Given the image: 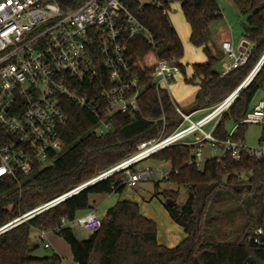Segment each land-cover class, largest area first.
<instances>
[{"label": "trees", "instance_id": "16d2710c", "mask_svg": "<svg viewBox=\"0 0 264 264\" xmlns=\"http://www.w3.org/2000/svg\"><path fill=\"white\" fill-rule=\"evenodd\" d=\"M175 1L189 26L190 44L200 48L206 58L192 63V74L184 81L198 90L191 105L180 110L185 114L197 109L210 111L247 78L264 54V0H231L246 16L242 36L253 46L245 64L223 76L214 68L223 51L213 50L208 44L209 24L222 18L216 1ZM138 18L153 37V45L143 36L135 37L126 52L145 85L138 99L139 109L109 115L97 81H72L75 92L87 94L90 106L63 99L67 118L59 128L63 151L46 166L35 164L28 175L18 173L16 179H0V226L120 163L136 151L139 143L157 137L162 129L168 135L181 122L167 91H156L151 84V73L160 59L176 61L184 73L185 65L180 62L184 56L182 41L168 14L155 4L144 6ZM259 89H264V62L220 116L212 132L215 137L225 139L233 128L231 139L244 142L248 124L242 120ZM100 117H107L111 124L104 133L93 131ZM228 121L235 123L230 129L225 126ZM262 126L260 144H264ZM192 148L174 144L150 156L168 162L170 171L162 180L177 189L184 187L186 192L181 206L176 203L179 190L155 192V196L162 194L175 202L173 206L163 202V206L186 235L176 246L158 244L156 223L140 213L137 203L128 200H119L108 208L100 217V228L86 239L74 235L70 223L92 209L91 195L123 192L126 175L120 170L1 233L0 264L63 263L56 253L33 255L36 246L29 245L31 229L58 235L77 264H264V156L256 158L243 152L235 160L226 155L220 160L207 159L198 168L189 162ZM128 169L135 171L133 165ZM154 189H158V182ZM257 229L262 230L259 244L253 242Z\"/></svg>", "mask_w": 264, "mask_h": 264}, {"label": "built area", "instance_id": "2783aa9c", "mask_svg": "<svg viewBox=\"0 0 264 264\" xmlns=\"http://www.w3.org/2000/svg\"><path fill=\"white\" fill-rule=\"evenodd\" d=\"M151 3L168 16L178 4L175 0H0V179L16 178L18 173L28 175L35 164L46 166L63 151L59 134L67 121L63 99L90 106L87 94L75 92L70 86L72 81H97L109 115L139 109L142 85L126 52L137 36L153 45L152 34L138 18L143 7ZM252 46L242 38L236 53L229 40L223 41L222 50L231 61L220 76L244 65ZM180 74L176 61L160 59L151 73V84L156 91L163 89L169 94L174 78ZM234 99L229 94L195 122L175 105L182 120L173 132L163 135L162 129L157 139L137 145V151L117 165L0 226V234L114 172L123 170L128 186H135L149 174L155 176L156 171L151 169L137 173L128 167L170 145L194 146L206 139L217 159L230 155L239 160L243 150L249 156L261 157L264 145L251 148L232 140L233 128L225 139L212 135L214 123ZM211 122L209 131H203L202 127ZM242 122L264 125V90ZM184 123L187 124L183 126ZM110 129L107 117H100L93 131L104 133ZM197 129L202 138L187 140ZM189 162L201 168L204 160L199 145L190 151ZM73 222L90 234L101 225L93 210L78 215ZM37 232L38 240L50 248L47 231ZM261 234L262 230L257 229L255 244L260 243Z\"/></svg>", "mask_w": 264, "mask_h": 264}, {"label": "rangeland", "instance_id": "374dc122", "mask_svg": "<svg viewBox=\"0 0 264 264\" xmlns=\"http://www.w3.org/2000/svg\"><path fill=\"white\" fill-rule=\"evenodd\" d=\"M215 1L218 5L219 9L222 12V18L220 20L213 21L209 24L210 37H209L208 44L210 45V47L213 50H221L222 51V49L220 48V44L222 43L221 41L223 39H228L231 42L232 47L235 50V52L238 53V45H239L240 40L243 38V36H242L243 31H244L243 25L246 21V16L242 15L237 10V8L235 7V5L232 3L231 0H215ZM174 6H176V4H174ZM169 18H170V21H171L173 27L175 28L176 32L180 36V39H181L183 47H184V56L180 60V62L185 65V73H187L189 71V69L191 68L192 63L204 60L205 55L200 48L194 47L190 44V42L188 40L189 26L184 19L182 10L179 7L178 8L176 7V9L174 11L172 10L169 13ZM230 61H231V59H228L227 56L225 54H223L221 59L219 60V62H217L214 65L215 70L222 72L225 69L226 64L229 63ZM179 76H182V77H179ZM179 76H176L175 82L173 81L174 83L170 86L169 93H170V97H171L172 101L174 102V104H176L177 106H179L181 108H186L185 100L189 97L191 91L193 92L194 89H193L192 85L184 83L183 73L180 74ZM140 83H141V81H140ZM141 85H142V90H141V93H142L143 90L145 89V85H143L142 83H141ZM263 90L264 89H259L256 92V94L254 95V98L251 102V105H254L257 103V101L262 96ZM141 93H140V95H141ZM140 95H139V97H140ZM139 97H138V99H139ZM189 105H191V104H189ZM208 111L209 110L206 109V110L202 111L199 115L194 116V117L192 116L191 119L196 120L199 116L206 114ZM212 123L213 122L208 124L209 128H208V126H206V127L203 126L202 130L205 132H208L210 129V125H212ZM186 124L187 123H184L183 126H185ZM216 124L214 123V127ZM234 124L235 123H233L232 121L226 122V124H225L226 129H230ZM262 127L263 126L261 124H248V126L244 132V142H241V143L243 145H245L247 147H251V148H256V147L264 145V144H260L258 142V138L261 134ZM160 134H161V132H160ZM162 134L165 135L164 133H162ZM192 134H195V137H198V139L199 138L201 139L203 136L202 133L198 129L195 130ZM159 135L155 138L157 139L159 137ZM188 138L189 137H187V140H189ZM152 139H154V138H152ZM198 139H196V140H198ZM196 140H192V141H196ZM147 141H149V140H147ZM147 141H144V142H147ZM238 142H240V141H238ZM141 143H143V142H141ZM141 143H139V144H141ZM198 145L201 148L202 158L204 161H206L207 159H211V158L217 159L214 156V150L208 144V140H206V139L201 140L200 144H196V145L194 144L193 148L198 146ZM136 151H137V149H136ZM243 152H245V150H243L241 152V154ZM210 154H211L210 157L204 159V156H207ZM151 155L142 159L141 161L133 163L132 165L135 168L134 172L139 173L143 170L151 169L153 171H156V175L152 176V174H149L147 179L139 180L135 186H128L127 185L121 194L112 193V194L106 195L105 199H103L100 204H97V207L95 208V213L99 217H102L105 213V210L110 208L111 206H113L119 200H123L124 198L131 199V200H137L140 213L143 216H147L148 218H151L156 223L157 236L161 239V241L164 242V240H166L167 242H174L178 239V237L181 235V233H177L175 231V230H179V229H177V227L174 225V222L170 219L168 213L166 212V210L163 206V202H165L166 198L163 197L162 194L155 196V192H161L164 189H166V190L167 189L168 190H179V198L176 202L178 206H181L184 203V201L186 199V194H185L186 192H185L184 187H180L179 189H177V187L175 185L162 180L169 173L170 164L168 162H165V161L154 160V159L150 158ZM263 156L264 155H262L261 157H263ZM221 158H223V157H221ZM217 160H220V158ZM202 165L203 164H201V167H202ZM130 172H132V171H130ZM155 182H158V189L157 190L154 189ZM52 199H50V200H52ZM50 200H48V201H50ZM48 201H46V202H48ZM40 205L41 204L37 205L36 207H38ZM36 207H34V208H36ZM33 209H31V210H33ZM31 210H29L27 212H30ZM27 212H25L24 214H26ZM24 214H22V215H24ZM22 215H20V216H22ZM20 216H18V217H20ZM70 226L72 227L74 235L78 239L84 240L90 234L84 228L78 226L75 222H71ZM48 233L49 232L47 231V235H48ZM49 236H50V239H49ZM47 237H48V241L52 245L50 248H45L43 246V244L38 240L37 230L31 229L30 238H29V245L34 246V247L36 246V248L33 250L34 256H40L41 257V256H48V255H51L53 253H56V251L54 250L55 246H53V244H52L51 237L54 239H57L65 248L68 249V245L55 233L50 232V235H48ZM165 244H170V243H165ZM65 260H66V258H63L64 262H65Z\"/></svg>", "mask_w": 264, "mask_h": 264}, {"label": "crops", "instance_id": "0c3cea01", "mask_svg": "<svg viewBox=\"0 0 264 264\" xmlns=\"http://www.w3.org/2000/svg\"><path fill=\"white\" fill-rule=\"evenodd\" d=\"M177 8L179 7V5L177 4V6H176ZM180 37V36H179ZM225 40H228V39H223L221 42H223V41H225ZM220 48L222 49V47H221V44H220ZM223 51V50H222ZM223 54H224V52H223ZM206 59V58H205ZM205 59L204 60H201V61H198V62H203V61H205ZM228 64V63H227ZM226 64V65H227ZM225 66V65H224ZM221 73V72H220ZM182 74V73H181ZM191 74H192V69L190 68L189 69V71L187 72V73H185V71H184V73H183V75H184V78H183V80L185 79V77H190L191 76ZM179 76V75H178ZM179 77H182V76H179ZM176 78V77H175ZM175 78H174V82H175ZM174 82H172V84L174 83ZM184 83L185 84H189V83H186L185 81H184ZM190 85H192V87H193V92L191 91V93H190V95H189V97L185 100V102H186V108H187V106H189V104H191L192 102H193V100H194V97H195V94H196V92H197V90H198V87L196 86V85H193V84H191L190 83ZM170 94V93H169ZM170 96V95H169ZM171 98V97H170ZM172 100V99H171ZM173 102V101H172ZM174 103V102H173ZM174 105H176V104H174ZM177 106V105H176ZM177 107H179V106H177ZM180 109H181V107H179ZM204 110H206V109H197V110H194V111H191L190 113H188V114H190L191 116V118H192V116L194 117V116H197V115H199L202 111H204ZM208 113V112H207ZM206 113V114H207ZM206 114H204V115H206ZM204 115H202V116H199L196 120H192L191 118V120L193 121V122H195V121H197V120H199L201 117H203ZM206 126H208V128H209V125H206ZM206 126H204V127H206ZM189 140H196V139H198V137H195V134H192L191 136H189V138H188ZM211 156V154L210 155H207V156H204V159H206V158H208V157H210ZM91 198H90V204H91V206H92V209L91 210H93V211H95V208L97 207V204H100L101 203V201L103 200V199H105V197H106V195H102V194H93V195H91L90 196ZM123 200H128V201H133V202H135V203H137L138 204V201L137 200H131V199H127V198H124ZM107 210V209H106ZM106 210H105V212H106ZM167 212V211H166ZM145 217H147V216H145ZM148 218V217H147ZM149 219H151V218H149ZM171 219V218H170ZM174 225L177 227V229H179V230H175L177 233H181V235L178 237V239L176 240V241H174V242H167L166 240H164V242L165 243H170V244H165L163 241H161V239L157 236V243L158 244H160V245H163V246H166V247H168V248H171V247H174V246H176L186 235H185V233H184V230H183V228L182 227H180L179 225H177L176 223H174ZM180 231V232H179ZM48 235H50V232L48 233ZM49 239H50V236H49ZM51 240H52V244H53V246H55L54 247V250L56 251V254H58L61 258H62V261H63V258H66V260H65V262L63 261V263L64 264H77V263H75V262H73V260H72V257H71V253H70V249H69V246H68V249L67 248H65L57 239H54V238H52L51 237ZM51 245V244H50ZM52 246V245H51Z\"/></svg>", "mask_w": 264, "mask_h": 264}, {"label": "water", "instance_id": "95a60500", "mask_svg": "<svg viewBox=\"0 0 264 264\" xmlns=\"http://www.w3.org/2000/svg\"><path fill=\"white\" fill-rule=\"evenodd\" d=\"M263 62H264V54L262 55L261 59L256 64V66L254 67V69L251 71V73L247 76V78L231 93L234 96V98H236V96L239 94V92L248 84V82L252 79V77L258 71L260 66L263 64ZM165 203L168 206L175 205V202L173 200H171V199H166Z\"/></svg>", "mask_w": 264, "mask_h": 264}]
</instances>
